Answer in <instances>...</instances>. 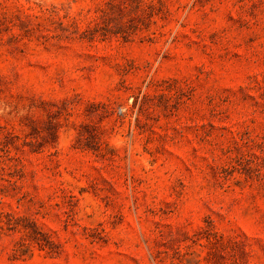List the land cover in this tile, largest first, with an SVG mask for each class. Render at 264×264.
<instances>
[{"label":"rangeland","instance_id":"obj_1","mask_svg":"<svg viewBox=\"0 0 264 264\" xmlns=\"http://www.w3.org/2000/svg\"><path fill=\"white\" fill-rule=\"evenodd\" d=\"M0 264H264V0H0Z\"/></svg>","mask_w":264,"mask_h":264}]
</instances>
